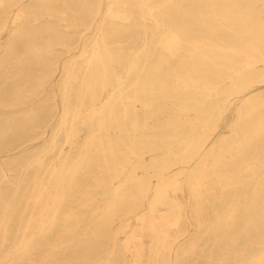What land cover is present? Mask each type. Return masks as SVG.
Masks as SVG:
<instances>
[{"label":"bare ground","instance_id":"1","mask_svg":"<svg viewBox=\"0 0 264 264\" xmlns=\"http://www.w3.org/2000/svg\"><path fill=\"white\" fill-rule=\"evenodd\" d=\"M71 1L0 0V50L4 51L0 63L10 62L24 45L41 55L45 69L28 84L26 94L17 85L5 88L0 105H21L26 101L23 95L40 99L52 79L51 70L60 68L65 74L61 123L67 131L63 151L50 165L40 162L44 174L34 173L32 189L24 191L23 197L34 202L25 224L21 221L18 229H11L18 209L16 195L0 203V264H71L70 257L60 261L58 253L69 245L57 243L55 227L61 213L76 218L77 225L82 221L79 213L63 208L77 185L79 170L89 166L93 154L100 151L104 155L101 164L111 179L98 184L112 188L100 198L85 195V202L102 224H114L120 210L133 213L135 222L121 221L110 238L115 245L117 235L126 233L124 248L130 254L125 256H131L133 264H175L179 249L185 250L183 243L196 240L191 235L182 242L177 240L187 216L176 197L186 191L199 204L194 211L199 225L205 192L211 188L231 196L222 212L212 208L218 264H264V148L256 147L264 144V95L259 93L264 88V0H196L212 19V24L202 19L198 28L172 15L176 0H99L96 18L90 23L75 18L67 23L69 32L32 25L41 12L51 15L47 3H61L67 13ZM131 2L138 5L143 24L149 22L152 34H159L156 46L153 37L145 35L125 52L119 25L136 26ZM33 3L42 5L37 10ZM221 27L229 36L221 33ZM4 36H8L5 46ZM58 47L69 58L82 49L83 66L77 68L76 59L59 64ZM155 47L168 58L157 56ZM46 54H50L49 60ZM149 72L156 76L149 77ZM160 73L165 76H157ZM132 74L136 78L131 81ZM129 84L134 86L132 94L126 92ZM47 107L41 102L27 123L29 135L20 132L10 140L0 131V153L5 151L11 157L17 151L8 153L14 149L10 145L20 146L24 138L33 140L40 133L45 137L52 126ZM232 107L238 121L228 126V135L219 138L221 121ZM139 108L145 113L144 120ZM81 120H89L91 127L75 158ZM114 136L123 149L112 143ZM56 142L57 134L51 144ZM107 150L111 158H107ZM242 170L251 176L247 183L242 180ZM25 175L14 183L17 187L24 183ZM3 177L6 173L0 170V195ZM161 205L166 212H160ZM140 209L141 214L136 212ZM26 213L24 208L20 219ZM176 226L179 228L174 230ZM66 230L77 231L69 225ZM195 248L193 243L190 249ZM116 255V249L108 250L98 259L104 264H125Z\"/></svg>","mask_w":264,"mask_h":264},{"label":"rangeland","instance_id":"2","mask_svg":"<svg viewBox=\"0 0 264 264\" xmlns=\"http://www.w3.org/2000/svg\"><path fill=\"white\" fill-rule=\"evenodd\" d=\"M199 2L200 1L196 0H176L172 3V9L170 12L172 15H175L182 20L185 19L197 28L202 23V19H205L207 24H212V19L208 17L209 12L205 8L202 9ZM135 4L136 3L131 2L129 7H131V9L134 11V21L136 26L127 25V23L119 25V29L123 30L122 44L125 47V52L127 51L126 49L128 46L141 43L145 35L153 37L154 46L157 45L155 41L159 38V34H152L153 26L149 22H147V24H143V19L140 16L141 11L137 8L138 5L134 6ZM32 5L34 9H37V7H40L42 3H33ZM46 5V7L49 6L48 10L50 11L51 15L49 16L48 14L41 12V18L38 21H33L32 25L40 29L54 28L64 32H69V30H71V28L67 25L68 22L71 23L75 18L78 17V20L81 19L90 23L94 17L96 18V14L99 11V0H86L85 2L84 0H72V9L71 11L67 10V13L64 12V10L67 9L66 6L62 5L61 3H47ZM259 5L263 11L261 2H259ZM1 9L3 8L0 7V10ZM192 13L195 14V16H192ZM64 17L66 19L61 20V18ZM221 28L224 29L223 27ZM221 33H223L225 36H229L225 29L221 30ZM45 35L47 34H44L43 38L46 37ZM7 40L8 36H4L2 39L3 46L7 44ZM75 45H77V43ZM158 47L153 48L157 56L168 58L167 54H165V52ZM82 52L83 50L80 49L76 54H74V56L69 58V54L61 49V47H58V49L55 51V54L60 57L59 64L67 65L69 63V59H76L78 61L76 67L80 68L84 64V62L81 60ZM3 54L4 51L2 50L0 52V56ZM15 55V58H12L10 62L0 63V93L3 92L5 88L11 90L14 85H17L22 93H28V84L31 83L33 78L40 77L42 72L45 70L41 55L39 56L37 51H28L24 45H22L16 50ZM49 56L50 54H46L48 60ZM171 61L174 62L172 59ZM141 62H143V60ZM152 65L153 63L150 60L149 66ZM148 74H150L149 77L151 78L156 76L154 75V72H149ZM51 75L52 79L53 77L55 79L48 81L47 92L42 93L40 98L41 100L39 99V96L32 99L23 95L22 99L24 98L26 101L21 105H0V131L3 132L6 135V138L10 140L20 132H24L29 135L30 131L27 130V123L31 121V118H33L38 112L41 102L48 104L47 119L49 120V123H52V126L47 129L44 135L45 137L41 138L40 136H42V134L40 133L34 137L33 140L24 138L26 141L20 146V143H14L10 145V148L12 147L14 149L10 150L8 153L17 151L15 155L11 157L7 156L5 151L0 153V170L6 173V177L1 179L2 195H0V197L2 196V198H0V203H2L4 200L13 199L15 195L17 196L15 198L18 208L16 212V222L11 225V229L13 231L18 229L21 221L22 224H25L26 220L28 219V213H30V210H32L34 206L33 199H29L28 201V199L23 196L25 190L32 189L33 174L36 172L42 175L44 174L45 167L42 170L40 162H43L45 166L50 165L63 151L66 144L67 131L64 123H61V118L63 115L62 84L65 74L59 68L52 69ZM158 75L159 77L165 76L164 73L157 74V76ZM135 78V74L130 75L131 81ZM19 82H21V86ZM133 88L134 86L129 84L126 88V92L128 94H132ZM74 92H76V90ZM259 93L264 95V88H262ZM126 101L130 100L127 99ZM139 116L142 120H144L145 113L141 108H139ZM237 121L238 114L236 108H229L225 114L224 121H221V133L219 134L221 137L219 138L228 135L230 132L228 126L234 125L237 123ZM89 123V120H87V122L81 120L78 123L80 138L78 139L76 148L73 150V155L75 158H77L79 152L81 151V146L90 133L91 125ZM127 126H130V124H127ZM46 127L38 131H44ZM55 134H57V142L55 145H52L51 140ZM148 137H150V135ZM112 143L118 150L123 149V145L118 143L116 136L113 137ZM256 147L258 149H261L262 147L264 148V144L262 146L259 144ZM6 148H9V146ZM20 148H23V150L19 151ZM100 152L93 154L94 160L89 166L83 167L79 170L77 174V185L73 187V192H71L69 200L66 203L67 206L63 208V211L72 209L75 213H79L81 216L80 219L82 221L79 222V225H77L78 223L76 218L71 219L67 213H61V219H59L57 227H55L56 229L54 235L55 237H58V239H56L57 243L64 241L69 245V248L66 250H60L58 253L60 256V261L64 262L68 260V257H70L72 258L71 264H89L91 261V264H104V262L98 258L103 256L105 251L116 249V260H119L121 263L125 264H133L131 261V256H125L126 253L130 254V251L126 252L124 248L126 233L122 231L117 235L115 245L112 244L110 240L113 234V229L119 227L121 221L126 223L135 222L133 213H126L120 210L117 213L114 224H102V220L99 219L97 221L95 216L92 214V207L88 206L85 202V195L90 194L100 198L108 194L112 188L110 185L101 186L98 184L99 181H109L111 179V173L107 172L105 165L101 164L104 155ZM106 153H108L107 158H111L108 150ZM146 155L148 156V153ZM243 166L244 164L240 165V167ZM241 173L242 180L246 181V183L249 182L251 178L250 174L246 170H242ZM23 174H26L24 176L25 181L21 186L17 187L14 183L18 182L19 177ZM152 180H156V178L152 177ZM133 187V185H129V188ZM232 192L233 191H231V193ZM229 193L227 191L222 192V190H216L214 188H211L205 192L206 199L204 200V205L202 206L204 215L202 222H200L201 228L199 227L200 224L197 225L198 218L194 213L195 206H199V204L189 197L186 191L179 193V196L176 197V200L181 204L182 209L185 210L184 212L186 213L187 218L186 226H180V232L182 235L177 240L182 242L190 235L196 240H193V242L189 241L185 244L183 243V247L186 251L184 250V252L179 249L178 259L175 261V264H218L220 260L216 255V241L214 235L215 231L211 226V222L215 219V216L213 215V209H215L216 212H222L230 202L231 196ZM220 194L224 195L221 198H218ZM223 199H225L226 202L223 201ZM171 200L172 199H169V201ZM24 208H27V213L22 219H20V214L24 211ZM36 208L38 209V205ZM36 208L34 212H37ZM160 209V212L167 211L165 205H161ZM139 211V214H141L143 209H140L136 212ZM107 217L109 218L110 216L108 215ZM67 225L74 227L77 231L68 232L66 230ZM177 228L179 227H174V230ZM193 243L196 245L194 251L190 249ZM25 263L28 264L26 261L22 262V264Z\"/></svg>","mask_w":264,"mask_h":264}]
</instances>
